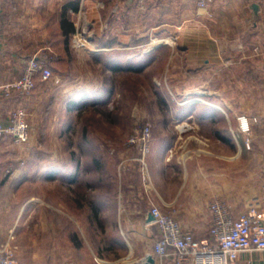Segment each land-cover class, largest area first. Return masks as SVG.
Returning <instances> with one entry per match:
<instances>
[{"label": "crops", "instance_id": "1", "mask_svg": "<svg viewBox=\"0 0 264 264\" xmlns=\"http://www.w3.org/2000/svg\"><path fill=\"white\" fill-rule=\"evenodd\" d=\"M70 3L78 8L65 15L74 32L64 34L63 9ZM83 38L88 43L81 45ZM169 49L164 61L162 52ZM44 53L51 64L63 63L55 78L29 98L6 97L0 89V120L23 107L32 125L27 145L8 141L0 147V245L21 246L18 216L9 224L4 218L13 205L20 210L29 205L14 197L35 175L28 163L40 140L48 151L47 170L59 162L43 176L57 179L67 195L77 189L84 174L77 153L69 155L61 144L57 153L54 140H65L71 130L70 124L62 128L67 114L83 112L89 104L112 109L116 88L99 83L128 80L162 65L159 77L174 83L177 101L156 106L152 117L143 118L152 123L144 167L135 160L138 150L127 143L120 154L123 166L115 173L123 180L118 191L88 202L91 215L85 222L79 213L82 194L60 201L62 214L75 212L64 223L73 232L50 234L40 254L17 250V264H81L84 225L104 238L99 241L103 254L125 257L124 264H142L152 256L159 264L154 206L198 240L209 238V206L215 200L230 204L235 215L250 207L264 215V0H214L205 8L197 0H0V87L18 80L28 60ZM39 115L47 118L40 140ZM243 116L249 136L241 130ZM134 174L132 184L126 178ZM239 264H264V251L242 253Z\"/></svg>", "mask_w": 264, "mask_h": 264}, {"label": "rangeland", "instance_id": "2", "mask_svg": "<svg viewBox=\"0 0 264 264\" xmlns=\"http://www.w3.org/2000/svg\"><path fill=\"white\" fill-rule=\"evenodd\" d=\"M84 40L85 42L82 41L83 44L81 45L88 43L86 39ZM170 52V49L162 52V56L165 58L164 61L169 58ZM171 68L173 66L170 67V70H172ZM163 69L164 67L160 65L157 68L148 69L143 75H132L128 80L119 79L113 83H99L105 89H110L112 86L116 88L114 92L118 97L115 99L112 109H106L107 104L102 108L89 104L83 112L67 114L64 117L65 125L62 128H66L68 124L71 125V130L65 136V140L59 142V133L56 132V135L54 133L53 137L58 139L54 140L53 150L58 153L61 144L64 150L69 151V155L76 151L77 159L84 171L80 184L73 191V195L74 192L82 194V196L80 195L83 202L82 210L79 213L84 222L91 215L88 202L93 201L95 197L96 199L101 198L107 192H116L122 186L123 180L115 175L120 166H123L120 154L122 149L127 147L126 145L129 143L128 141L135 129H141L147 125L152 126L151 121L143 118L153 115L154 113L150 111L154 112L153 108L156 106L176 104L177 97H175L176 93L173 88L174 83L171 80H161L159 77ZM209 76L213 80V74ZM155 78L159 79L155 80ZM43 85L42 82L37 84L36 91L41 89ZM217 86V81H211L212 88ZM88 88H91V86L89 85ZM145 110L148 114L142 113ZM39 116L40 123L36 131L38 140L44 136L43 134L47 130V118H44L43 115ZM55 118V121H57V114ZM47 153V148L42 145L40 140V143L34 146L33 153H30L33 155L30 157L32 160L28 163L35 175L33 179L25 183L26 186L22 188L20 194L14 197L16 198L15 201L19 203L29 202V205L23 210L16 209L13 205L10 211L11 215L4 218L9 224L11 220L16 219L18 216V231H20V235L24 236L20 238L22 247L11 245L9 242L4 243L10 244L15 252L25 250V254L30 252L40 254L41 245L45 243L44 241L48 239L50 234L66 233L65 230L68 232L69 229H71V233L73 232V227H66L64 223L69 215L74 216V210H69L70 212L66 216L59 209V202L65 199L69 201V197L73 199V195L65 194L67 191L64 192V187L60 186L57 179L49 181L43 176L44 171L48 169V165L43 159ZM58 163L57 161L51 162L49 164L51 170H47L46 173L54 168L56 169ZM135 176L134 174L126 180L133 184L137 177ZM90 187L96 190L94 192L98 193L96 196L91 192ZM83 229L86 241L85 239L83 241L81 264H107L105 262L118 260V264L123 263L120 260L125 257H115L114 259L110 257L111 254L109 253L103 254L99 241H103L104 238L100 239L98 232L93 235L94 232L92 234L90 227L86 225L83 226ZM18 231H16V234H18ZM124 260V263H127L128 260Z\"/></svg>", "mask_w": 264, "mask_h": 264}, {"label": "built area", "instance_id": "3", "mask_svg": "<svg viewBox=\"0 0 264 264\" xmlns=\"http://www.w3.org/2000/svg\"><path fill=\"white\" fill-rule=\"evenodd\" d=\"M201 8L207 7L214 0H197ZM86 31H84L83 36ZM42 83L52 79L48 64L38 55L31 57L22 76L0 87L6 97L18 94L25 98L32 96L37 88V79ZM241 130L249 136L251 128L246 117H240ZM32 125L27 108H19L7 120H0V147L2 143L12 142L25 146L31 140ZM151 126L135 129L129 144L135 147L140 156L135 160L144 167L145 155L149 152ZM246 145L250 147L249 139ZM2 151L0 148V169ZM212 226L209 238L198 240L192 232L185 231L180 222L159 207L150 210L153 224L159 237L154 245V252L159 264H239L242 253L264 251V215L250 207L235 215L233 207L227 202L215 200L209 206ZM0 264H17L15 249L8 243L0 245Z\"/></svg>", "mask_w": 264, "mask_h": 264}, {"label": "trees", "instance_id": "4", "mask_svg": "<svg viewBox=\"0 0 264 264\" xmlns=\"http://www.w3.org/2000/svg\"><path fill=\"white\" fill-rule=\"evenodd\" d=\"M69 11H71V12H77V11H78V8H77L74 4H72V3L68 4V5L65 6L64 9H63L64 17H65V15H66ZM61 27H62V29L64 30V34H69V33L74 32L73 24L70 23V22H68V20L66 19V17H65V18L63 19V21H62V23H61ZM66 42H67V41H66ZM51 57H52V59H54V60L56 59V56H54V55H51ZM40 58H41L42 60H44V61L48 64V66L50 67V69H51V71H52V79L55 78L56 75H57V70L59 69V67H61V66L63 65V63H62V64L60 63V66L57 65V61L54 63V65L51 64L50 61H49V55H47V54H45V53H44L42 56H40ZM40 83H41L40 78H38V79H37V84H40ZM96 163L99 164L98 161H96ZM94 212H95V211H94Z\"/></svg>", "mask_w": 264, "mask_h": 264}, {"label": "water", "instance_id": "5", "mask_svg": "<svg viewBox=\"0 0 264 264\" xmlns=\"http://www.w3.org/2000/svg\"><path fill=\"white\" fill-rule=\"evenodd\" d=\"M142 264H155V259L152 256H148Z\"/></svg>", "mask_w": 264, "mask_h": 264}]
</instances>
